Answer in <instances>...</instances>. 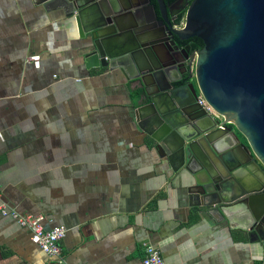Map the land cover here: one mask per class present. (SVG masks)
<instances>
[{
    "label": "crops",
    "instance_id": "obj_1",
    "mask_svg": "<svg viewBox=\"0 0 264 264\" xmlns=\"http://www.w3.org/2000/svg\"><path fill=\"white\" fill-rule=\"evenodd\" d=\"M79 43L32 0H0V201L64 227L69 264H142L144 244L169 264H264L261 242L193 212L189 177L138 125L135 84L88 69ZM0 264L55 263L0 214Z\"/></svg>",
    "mask_w": 264,
    "mask_h": 264
},
{
    "label": "water",
    "instance_id": "obj_2",
    "mask_svg": "<svg viewBox=\"0 0 264 264\" xmlns=\"http://www.w3.org/2000/svg\"><path fill=\"white\" fill-rule=\"evenodd\" d=\"M32 1L76 31L88 69L119 70L135 84L138 125L189 177L193 212L264 248V0H191L181 27L163 0ZM167 33L203 45L169 61L158 50Z\"/></svg>",
    "mask_w": 264,
    "mask_h": 264
},
{
    "label": "built area",
    "instance_id": "obj_3",
    "mask_svg": "<svg viewBox=\"0 0 264 264\" xmlns=\"http://www.w3.org/2000/svg\"><path fill=\"white\" fill-rule=\"evenodd\" d=\"M35 67L39 66V55H32L29 58ZM193 69V68H192ZM198 104L207 112L215 113L204 103L201 95L197 98ZM216 115V114H215ZM217 116V115H216ZM230 124V123H226ZM1 195V188H0ZM0 214L12 217L18 225L29 229L30 239L50 258L55 264H69L65 253L62 250L60 241L64 238L66 229L62 226H49L45 223L41 214H20L15 209L8 207L0 201ZM144 256L142 264H169L164 260L159 250L151 244H144Z\"/></svg>",
    "mask_w": 264,
    "mask_h": 264
},
{
    "label": "flooded vegetation",
    "instance_id": "obj_4",
    "mask_svg": "<svg viewBox=\"0 0 264 264\" xmlns=\"http://www.w3.org/2000/svg\"><path fill=\"white\" fill-rule=\"evenodd\" d=\"M153 3H156L155 0H151ZM164 3L167 6V20L169 21L171 27H181L182 22L177 23L176 18L180 11L184 10L185 13V5L189 2V0H163ZM157 7V4H155ZM184 8V9H183ZM168 35V33H167ZM170 38L161 42L162 46L158 47V50L162 53L163 57H167L169 61H173V58H176L178 60H182L184 55H188L190 53L195 52L196 49L199 48H192V40L196 37H189L187 39H178L174 35H168ZM188 46L189 49L186 48ZM182 49V52L176 51L175 49ZM189 51V52H188ZM179 69L182 71L183 67L182 65L179 67ZM189 69L187 68V71L183 72V81H188L189 79ZM190 71L193 75V69L191 67ZM194 80V78H192ZM194 82V81H193ZM230 125V124H227ZM225 125H221L220 128L224 129ZM217 146L219 150H225L226 143L224 141H218Z\"/></svg>",
    "mask_w": 264,
    "mask_h": 264
},
{
    "label": "trees",
    "instance_id": "obj_5",
    "mask_svg": "<svg viewBox=\"0 0 264 264\" xmlns=\"http://www.w3.org/2000/svg\"><path fill=\"white\" fill-rule=\"evenodd\" d=\"M191 0H189L190 2ZM184 17V10L180 11L177 15L176 21L177 23H180L183 20ZM203 44H201V41L198 38H194L192 40V48H201ZM134 93H137L136 91Z\"/></svg>",
    "mask_w": 264,
    "mask_h": 264
},
{
    "label": "rangeland",
    "instance_id": "obj_6",
    "mask_svg": "<svg viewBox=\"0 0 264 264\" xmlns=\"http://www.w3.org/2000/svg\"><path fill=\"white\" fill-rule=\"evenodd\" d=\"M214 116H215L216 118H218L215 114H214Z\"/></svg>",
    "mask_w": 264,
    "mask_h": 264
}]
</instances>
